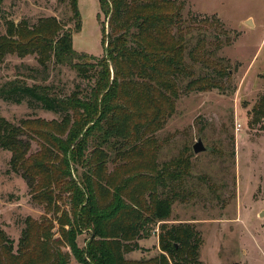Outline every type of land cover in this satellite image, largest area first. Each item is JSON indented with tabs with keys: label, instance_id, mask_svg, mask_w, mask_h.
Masks as SVG:
<instances>
[{
	"label": "trees",
	"instance_id": "16d2710c",
	"mask_svg": "<svg viewBox=\"0 0 264 264\" xmlns=\"http://www.w3.org/2000/svg\"><path fill=\"white\" fill-rule=\"evenodd\" d=\"M68 4L79 33L78 0H68ZM99 5L106 18V23L101 22L99 15L102 58L76 52L74 31L54 16L31 25L26 20L7 21L6 33L0 35V67L7 56L35 55L43 69L52 61L70 65L79 77L94 80V86L89 94L77 88L61 95L53 85H30L19 77L2 82L0 78V101L25 102L32 110L61 117L55 130L36 133L39 138L31 136L23 123L0 118V150L12 154L10 168L25 180L31 200L51 215L61 213L56 218L60 244L71 248L77 264H198L203 240L197 229L188 223H165L176 198L173 183L183 174L181 166L172 170L165 165L155 174L147 173L142 183L134 172L118 182L106 200L98 188L109 154L99 148L87 152L95 134L103 143L115 135L138 141L158 132L172 115L180 82L191 76L184 65L185 38L175 33V29L182 30L183 6L169 0H99ZM219 73L220 78L229 74L226 70ZM186 86L187 92L221 89L209 76L191 79ZM259 99L251 115L254 123L264 127V94ZM34 141L38 149L32 151ZM79 167L87 172L76 178ZM65 194L66 211L59 205ZM54 222L27 218L17 250L0 228V264H73L70 254L52 247ZM158 223H162V253L148 260H128L127 255L143 250L138 241L151 237ZM85 231L90 238L81 248L77 239Z\"/></svg>",
	"mask_w": 264,
	"mask_h": 264
},
{
	"label": "rangeland",
	"instance_id": "374dc122",
	"mask_svg": "<svg viewBox=\"0 0 264 264\" xmlns=\"http://www.w3.org/2000/svg\"><path fill=\"white\" fill-rule=\"evenodd\" d=\"M169 1L183 6L182 30L175 29V33L185 38L184 65L191 76L181 80L173 113L154 135L145 134L138 141L115 135L108 143L96 134L92 137L87 152L99 148L109 154L98 193L109 198L114 186L134 172L139 173L137 182L142 183L147 173L155 174L165 165L172 170L181 166L183 174L173 183L176 198L165 223H188L197 229L203 240L198 264H264V127L254 123L251 115L264 94V0ZM77 8L82 17L79 33L75 32L68 0H3L0 35L6 33L9 20H26L31 25L39 18L54 16L74 31L76 52L102 58L101 22L106 23V18L99 0H78ZM223 70L229 74L220 78ZM0 75L2 82L19 77L30 85H53L61 95L77 88L89 94L94 86V80L79 77L70 65L52 61L43 69L35 55L7 56ZM207 76L221 89L186 91L191 79ZM0 118L23 123L33 137L55 130L61 122V117L52 112L32 110L25 102L15 105L3 100ZM199 140L206 151L195 153L193 146ZM32 145V151L38 149L37 142ZM11 157L8 151L0 150L1 230L17 250L27 218L54 220L52 247L70 254V263L77 264L71 248L60 244L56 218L61 213L51 215L31 200L25 180L10 168ZM86 172L87 168L79 167L76 178ZM134 188L132 184L130 190ZM63 197L59 205L66 211L68 195ZM161 224L153 226L151 237L138 241L143 250L127 255L128 260H148L162 253ZM89 238L87 231L79 236V247L84 248Z\"/></svg>",
	"mask_w": 264,
	"mask_h": 264
},
{
	"label": "water",
	"instance_id": "95a60500",
	"mask_svg": "<svg viewBox=\"0 0 264 264\" xmlns=\"http://www.w3.org/2000/svg\"><path fill=\"white\" fill-rule=\"evenodd\" d=\"M193 149L195 153H201L206 151V148L203 147L202 141L199 140L194 146ZM261 216H264V212L261 213Z\"/></svg>",
	"mask_w": 264,
	"mask_h": 264
}]
</instances>
